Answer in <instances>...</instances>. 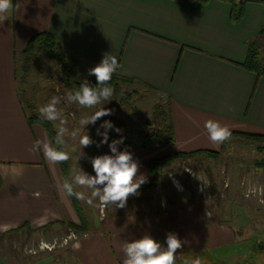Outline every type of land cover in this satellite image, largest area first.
I'll list each match as a JSON object with an SVG mask.
<instances>
[{"label":"crops","instance_id":"crops-1","mask_svg":"<svg viewBox=\"0 0 264 264\" xmlns=\"http://www.w3.org/2000/svg\"><path fill=\"white\" fill-rule=\"evenodd\" d=\"M232 1L245 2L13 0L9 18L0 23V237L33 236L65 222L81 225L73 198L59 187L68 179L62 164L46 159L42 149L30 150L37 139L53 147L54 142L43 125L30 122L21 101L18 55L28 41L42 32L54 34L76 57L79 82L96 79L88 70L111 52L122 65L115 73L133 78L132 87L154 92L152 108L158 103L170 107L176 150L217 148L222 144L214 145L204 127L208 119L231 130L264 134V76L244 67L249 42L264 28V6L246 2L244 18L236 23ZM110 143L99 144L101 154H111ZM118 148H127L139 162L138 174L147 177L141 186L153 183L150 162L171 152L164 144ZM176 193L165 207L156 203L100 217L98 229L72 240L70 257L79 264H122L127 240L147 233L166 246L169 232L182 241L178 255L210 247L212 227L228 231L202 202Z\"/></svg>","mask_w":264,"mask_h":264},{"label":"rangeland","instance_id":"rangeland-1","mask_svg":"<svg viewBox=\"0 0 264 264\" xmlns=\"http://www.w3.org/2000/svg\"><path fill=\"white\" fill-rule=\"evenodd\" d=\"M244 1L264 6V0ZM21 54L22 52L18 55L20 93L24 108L30 116L33 112L38 113L39 107L45 105L51 97L60 96L55 90L56 84L48 77L54 74L55 78L59 79L61 74L54 61H47L45 64L37 62L25 72L26 66L21 62L24 59ZM133 87L129 86L127 89L137 88L140 96L135 95L132 103L122 107H119L118 101L114 102V108L109 107L105 101L95 109H87L61 99L57 108L61 112V119L67 121L65 126L68 133L61 148L67 151L70 157L66 161L68 180L72 178L73 168L81 167L85 172L95 175L91 164V158L96 156L93 145L81 148L79 136L75 139L71 137L73 130L79 129L81 134L87 133L92 138L97 131L98 122L104 118L120 117L130 122L129 115L133 106L137 109L135 122L146 120L155 124L154 108L151 104L152 98L155 97L154 92L139 84ZM61 88L64 92L61 97H65L70 91H75L65 85ZM31 104L35 106V111L31 109ZM166 104L164 103L165 106ZM103 106L111 109L112 115L98 119L95 124L90 123L85 128L80 126L79 120L83 115H90ZM51 122L54 130L57 131L60 126L59 120ZM113 128L114 125L107 130L112 131ZM215 147L208 149L220 151L222 145ZM262 160H264L263 148L247 140L234 139L218 157L193 158L189 161L190 165L185 164L181 169H173L179 168L178 164H175L172 169L161 170L158 187L154 191H139V195L129 197L124 208L109 206L101 210L98 201L89 205L86 200L90 190L86 188H76L77 191L85 193V199L80 200L74 196L72 198L80 219H85L86 229L92 231L101 225L100 217L103 218L114 211L122 213L138 206L147 208L150 204L155 207L156 203L165 207L167 199L176 198L178 190L187 201L194 199L202 202L209 208L212 217L229 229L226 232V229H221L220 226L212 227L214 237L211 246L188 251L180 250V254L176 255V264H185L186 260L191 264V260L195 258H199L201 264H264V204L260 203L264 200V192L257 191L255 194L245 195L251 188H264V167L258 164ZM151 198L153 199L149 202L148 199ZM220 231L223 232L222 235H218ZM43 235L50 236L51 241L44 242ZM77 236L78 234L74 233L66 222L52 226L44 232L35 233L33 236L26 237V234L2 236L0 264H34L44 259L51 262L50 264H74L70 258V246Z\"/></svg>","mask_w":264,"mask_h":264},{"label":"clouds","instance_id":"clouds-1","mask_svg":"<svg viewBox=\"0 0 264 264\" xmlns=\"http://www.w3.org/2000/svg\"><path fill=\"white\" fill-rule=\"evenodd\" d=\"M13 8V0H0V23H4L9 18V13ZM122 65L118 62L117 56L111 52L105 53L102 60L94 67L88 70L89 75L96 77V85H91L87 79L83 80L80 86L74 92L70 91L65 97L53 96L43 106L38 109L39 115L49 121L59 120L60 126L57 129L55 143L58 146L64 145V137L68 133L65 126L67 121L61 119V112L57 105L61 99H66L69 103L78 104L82 108L95 109L97 105L112 100L115 89L110 86L113 74ZM106 103V104H107ZM105 105V104H104ZM112 115V110L104 106L97 109L90 115H83L79 120L82 128L87 125L95 124L98 119ZM106 129L103 133L100 144L108 143L107 129L113 127L110 121H105L102 125ZM208 138L214 145L223 144L231 139L232 131L228 125L215 119H208L204 123ZM120 131L119 128L116 129ZM79 136V145L81 148L90 146L93 143L92 138L86 133L81 134L79 129L71 132V137L75 139ZM123 143V137L113 139L108 145L110 153L96 155L91 158L92 168L95 175L85 172L81 167L72 169L71 180L65 179L59 184L62 192L67 196H74L77 199H85V193L77 191L76 188H86L90 190L86 202L92 205L98 201L101 210L115 206V208H124L127 200L131 196L139 195V189L142 184L147 182V177L139 173V162L133 158V154L125 148L119 150L118 145ZM99 146V144H98ZM43 150L46 159L53 163L67 161L69 153L61 150L60 147H53L47 140L37 139L34 141L31 151ZM83 155V153L81 154ZM80 155V156H81ZM174 183H178L174 181ZM207 185L206 182H204ZM257 191L264 192V188H251L245 195L255 194ZM260 203L264 204V200ZM182 247V241L175 233L169 232L166 237V246L162 245L150 234L145 233L142 237L133 240H127L123 246L124 259L122 264H176L177 250ZM185 264H189L186 260ZM191 264H201L199 258L191 260Z\"/></svg>","mask_w":264,"mask_h":264},{"label":"trees","instance_id":"trees-1","mask_svg":"<svg viewBox=\"0 0 264 264\" xmlns=\"http://www.w3.org/2000/svg\"><path fill=\"white\" fill-rule=\"evenodd\" d=\"M201 1L207 2L209 0ZM232 4V18L234 22L237 23L242 21L246 12V2L236 3L232 1ZM21 56H23L24 58L23 60H21V62L26 66L25 72H28L29 67L35 66L37 62L45 64L47 63V61H54L56 63L57 70L61 74L60 78L56 79L54 74L52 76H49L48 78L53 80L54 84H56L57 87H55V90H57V93L60 95V97L64 94L61 86L65 85L73 90H77V88L82 83L79 82L75 77L77 67L76 57L70 52L63 50L61 44L57 40V37L51 32H42L33 36L28 41L25 49L22 51ZM244 67L247 70L255 73L257 76H264V28L256 38L249 42L248 55L244 63ZM133 82V78L123 76L119 73L113 74L112 80L110 81V86H112L115 91L112 100L108 102L109 107L114 108V102L117 101L119 102V107H122L124 105L126 106L127 104L133 102L134 96H137L139 93L136 89H127V87L131 86ZM89 83L95 86L97 82L96 79H94ZM21 101L24 104L22 98ZM31 109L35 111V106H33L32 104ZM136 116L137 109L133 106V110L129 115V118L131 120L130 122L125 121L120 117H109L100 120L98 122V128H96L97 131L92 137L93 143L91 145H93L95 155H101L100 145L98 146V144H100L99 142L102 140V136L98 134V130L101 133L106 131V129L102 127L105 121H110L114 125L112 131L107 130L109 141H112L113 139H120L121 137H123V143L121 145L133 148H146L150 145L157 144L169 145L171 148V152L168 155L162 158L153 159L150 162L149 167L152 172L153 183L151 185L141 186L139 190L142 191H149V189H156L158 187L161 170L172 169V166H175V164H178L179 168L173 169H181L185 164L190 165L189 161L193 158L218 157L221 152H224L226 150V147L231 140H247L255 143L259 148L264 149V134L231 130V139L222 144V148L220 151L208 149H198L187 152L178 151L175 148L176 132L170 107H167L162 103H158L154 106L153 121L155 122V124H153L152 121L146 120L135 122ZM29 120L30 122H38L46 128L54 142V147H62L56 145L55 143L57 131L54 130L51 121L42 118L37 112H33V115L29 116ZM117 128L120 129L119 132L116 131ZM61 164L64 167V170L67 171V162H61ZM258 164L264 167V160L260 161ZM1 186L2 178L0 175V188ZM192 201H194V199H192ZM67 224L70 228H72L74 233L81 234L87 231L84 218L81 220V225H75L73 223ZM26 228L30 229L28 225L26 226ZM29 231L30 233L33 232V230L31 229ZM18 232L19 231L17 230V232L15 233ZM73 261L74 264H79L78 262L76 263L75 260Z\"/></svg>","mask_w":264,"mask_h":264}]
</instances>
